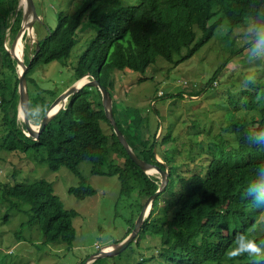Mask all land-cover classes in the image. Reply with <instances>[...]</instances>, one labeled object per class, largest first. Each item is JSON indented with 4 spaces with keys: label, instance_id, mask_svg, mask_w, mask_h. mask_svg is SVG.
Wrapping results in <instances>:
<instances>
[{
    "label": "trees",
    "instance_id": "1",
    "mask_svg": "<svg viewBox=\"0 0 264 264\" xmlns=\"http://www.w3.org/2000/svg\"><path fill=\"white\" fill-rule=\"evenodd\" d=\"M19 3L0 0V152L43 150L38 159L46 160L52 170L66 167L80 177V184L71 186L69 192L81 199L97 193L79 168L81 162L90 161L93 174L118 177L120 197H133L139 215L146 199L158 190L160 179L131 158L106 115L97 86L85 85L73 93L66 108L52 118L38 139L27 135L26 124L19 119L17 60L7 42L8 28L12 25L14 44L21 26L22 9L10 21ZM85 16L96 36L79 56L74 76L79 79L90 72L113 97L121 72H145L159 56L178 65L192 57L224 20L233 29L249 21L253 26L249 45L257 42L264 31V0H71L68 9L59 11L57 26L40 40L26 72L32 120L40 121L59 96L55 90L37 87L33 77L36 67L70 57ZM198 31H203L204 39L195 42ZM183 48L187 52L175 60ZM257 70L258 76L246 80L249 87L232 95L235 112L225 118L224 110L225 125L207 137H201L207 129L203 120L212 118L215 111L193 113L184 135L183 129L176 130L180 117L171 119L169 125L157 120L154 126L152 120L151 131V120L140 106L130 104L127 97L113 99L114 117L129 144L140 158L164 168L168 164L169 184L154 201L126 251L98 258L92 264H121L119 256L133 259V264H147L150 256L145 254L143 261L136 258L146 249L152 250L148 264H264V232L253 233L264 212V67ZM218 73L216 70L209 82L213 84ZM190 93L198 95L200 91ZM184 94L172 95L183 98ZM243 109L256 111L240 115ZM154 111L159 115L157 108ZM104 123L110 127L108 131ZM0 203L6 207L0 222L9 220L14 210L29 206L30 217L20 228L37 225L43 232L41 244H63L66 248L76 240L74 220L79 212L65 207L47 179L0 183ZM137 215L127 219L132 226L125 236L135 227ZM151 239L152 247L141 246L142 240L148 243ZM249 243H255L258 251L249 250ZM234 251L240 254L234 256ZM14 257L0 251V264H24Z\"/></svg>",
    "mask_w": 264,
    "mask_h": 264
},
{
    "label": "rangeland",
    "instance_id": "2",
    "mask_svg": "<svg viewBox=\"0 0 264 264\" xmlns=\"http://www.w3.org/2000/svg\"><path fill=\"white\" fill-rule=\"evenodd\" d=\"M19 4V7H22L23 20L25 5L21 2ZM33 4L31 18L35 34L28 32L25 35L26 62H29L30 57L35 54L37 41L42 40L57 26L59 11L68 9L71 0H33ZM14 17L15 15L11 16L10 21H13ZM85 18L86 16L77 32L78 41L70 57L36 67L33 77L39 89H52L61 95L77 80L74 76V66L77 65L79 56L86 50L89 41L96 36L95 28L91 27V20L88 17ZM215 20L216 18L212 22ZM251 31H253V26L249 21L246 26L233 29L229 22L224 20L216 28L214 35L208 38L192 57L178 65L159 56L145 72L131 70V72H121L117 77L113 99L122 100L127 97L130 104L140 106L141 110H144V116L147 115L151 120V131L153 130L152 120L154 126L157 120L169 125L171 119L180 117L176 130L183 129L184 135L186 126L191 123L190 118L193 113L215 111L212 118L203 120V123L207 124V129L201 137H207L209 132L215 133L225 125L224 110L227 111L225 118L229 112H235L234 107L231 106L232 95H237L243 88L249 87L246 83L247 78H255L260 74L258 67H264V31L262 30L260 37L256 38L257 42L249 45L252 40L249 35ZM7 38L8 47L13 48L11 32H8ZM202 39H204L203 31H198L195 42ZM186 52L187 48H183L174 59H180ZM216 70H219L218 77L212 84L209 81ZM119 72V70L116 71V76ZM86 79L90 80V78ZM30 88L33 93L32 87ZM164 91L165 95H159ZM196 91L200 93L198 95L190 93ZM180 92L185 93L183 98L173 97L172 94ZM91 93L95 94L96 91H91ZM153 99L155 100L154 107L152 106ZM261 105L262 103L259 102V106ZM154 108H157L159 115L155 113ZM255 111L243 109L239 114L248 113L249 115L254 114ZM19 119L20 122L24 121L21 115ZM32 124L37 128L40 122L32 120ZM104 128L106 131L110 129L107 123H104ZM159 129L160 126L156 134H160ZM167 148L169 147L166 146ZM42 153L41 149H31L27 152L1 150L0 183L11 185L42 178L51 181L65 207L74 208L79 212L74 220L77 228L76 240L71 247L66 245V248L63 244H41L43 232L37 225L26 224L24 230L20 228L21 222L27 221L30 217L29 206H23L21 211L14 210L9 220L0 222L3 223L0 225L1 253L12 254L13 257L15 256V261L24 264H80L83 258L96 253L104 245L123 240L131 234L130 231L125 236L126 231L132 226L127 219L135 217L139 210L137 202L133 203V197H120V181L117 176L93 174L91 172L92 163L90 161L81 162L80 170L88 182L97 189V193L93 196L81 199L69 192L71 186L80 184V177L66 167L58 171L52 170L46 160L38 159ZM157 156L161 160V155ZM157 175L160 174L156 173ZM5 210L6 207L0 203V215H3ZM151 210L145 218L150 215ZM18 230L20 236H17ZM263 232L264 212L253 230L255 235H261ZM138 234L132 242L136 240ZM141 246L143 248L152 247V239L148 243L142 240ZM145 254L150 256L148 264L152 257V250L146 249L141 254H136V258L143 261ZM118 260L121 264L134 263L133 259L126 260L122 256H119ZM92 262L94 261L89 264Z\"/></svg>",
    "mask_w": 264,
    "mask_h": 264
},
{
    "label": "water",
    "instance_id": "3",
    "mask_svg": "<svg viewBox=\"0 0 264 264\" xmlns=\"http://www.w3.org/2000/svg\"><path fill=\"white\" fill-rule=\"evenodd\" d=\"M20 5V4H19ZM24 5H25V13L24 17L21 23V26L19 28V31L17 33V38L16 41L13 45V48H9L8 50L12 53L13 57L16 58L17 60V71H18V77H19V114L23 116V120L26 124V129L29 132L28 135L32 136L36 139L39 138L40 134L44 131V129L47 127L48 123L52 120V118L62 109L65 108V99L66 97H69L72 93L78 91L80 88H82L85 84L91 85V86H97L101 89L102 92V102L104 105V109L106 111V115L112 124L114 131L117 133L121 143L125 146L126 150L128 151L129 155L131 158L139 165L141 169L146 171L147 173H150L151 170L152 172L155 170L160 173V178H161V183L159 189L154 192L144 203L143 208L141 209L136 225L131 231V234L127 236V238L120 240L118 242H113L107 245H104L101 249H99L96 253L92 254L89 256V258L85 261L84 264H89L91 261H95L98 258L105 257V256H114L120 254L124 249H126L132 240L134 239L135 235L138 234V232L141 230L142 225L145 221V216L151 210L153 203L157 196L166 189V186L169 183V171L167 168H163L157 163L149 162L146 161L142 158H140L135 151L133 150L132 146L129 144L125 134L122 132L120 127L117 124V121L114 117L113 113V97L109 90L100 82L98 81L99 78L95 77L92 75L90 72H88L86 75L83 77H80L75 81V83L69 87L60 97L55 99L53 103L49 106L47 109L44 117L42 118L40 124H39V131H34V127L32 124V121L29 116V108H30V94H29V86H28V80L26 76L27 69L29 65L31 64V61L26 64L24 59H25V41L23 44V51H22V57L18 56V53L16 52L17 48V43L21 39H24V33L27 29H29L30 24H31V14L33 12L34 4L33 0H24ZM19 6L17 8L15 16H17L18 11H19ZM12 29V25L8 28V32L10 33ZM40 42L37 41V49H39ZM32 60V59H31ZM91 77V79H86ZM81 80H87V82L83 83V85L79 86L78 84L80 83ZM59 106L56 110L54 108L56 106ZM156 150V148H155Z\"/></svg>",
    "mask_w": 264,
    "mask_h": 264
},
{
    "label": "clouds",
    "instance_id": "4",
    "mask_svg": "<svg viewBox=\"0 0 264 264\" xmlns=\"http://www.w3.org/2000/svg\"><path fill=\"white\" fill-rule=\"evenodd\" d=\"M20 2L22 3V5L24 4V0H20ZM21 8H22V7H21ZM21 8H19V11H20ZM19 11H18V12H19ZM17 15H18V14H17ZM15 17H16V16H15ZM15 17H14V19H15ZM14 19H13V20H14ZM21 23H22V22H21ZM7 33H8V32H7ZM25 35H26V34L24 33V36H25ZM24 39H25V37H24ZM24 41H25V40H24ZM7 42H8V39H7ZM39 42H40V41H39ZM25 45H26V43H25ZM36 50H38L37 47H36V49H35V52H36ZM25 54H26V47H25ZM34 56H35V54H34L33 56L30 57L29 62L32 61L31 59H33ZM24 61H25V59H24ZM25 63H28V62L25 61ZM89 78L91 79V77H89ZM68 102H69V100L66 101L65 108H66ZM65 108H62V109H65ZM19 116H20V114H19ZM43 117H44V116H43ZM30 119H31V118H30ZM41 120H42V119H41ZM41 120H40L39 122H41ZM31 121H32V119H31ZM162 129H163V125H162V123H161V124H160V129H159V133H160V134H161V132H162ZM26 130H27V129H26ZM34 131H37V132H38V131H39V127L34 128ZM26 133H27V135H28V132H27V131H26ZM158 135H159V134H158ZM157 155H160V154H156V156H157ZM160 158H161V160H160V159L158 158V156H157V159H158L160 162H165L164 159L162 158V156H161ZM168 166H169V165L167 164V167H166L167 169H168ZM163 168H164V167H163ZM168 171H169V169H168ZM145 172H146V171H145ZM146 173H147V172H146ZM150 173H152V174H150ZM150 173H148V174H150V175H153V174L156 175V173H154V172H150ZM159 174H160V173H159ZM169 174H170V172H169ZM158 178L160 179V183H161L160 175H159ZM168 184H169V183H168ZM159 187H160V185H159ZM166 187H167V186H166ZM158 189H159V188H158ZM163 191H164V190H163ZM163 191H162V192H163ZM158 196H159V195H158ZM158 196H157V197H158ZM155 200H156V199H155ZM153 204H154V203H153ZM152 207H153V206H152ZM248 249L251 250V251H253V252L258 251V248H257V246H256L255 243H249V245H248ZM239 254H240L239 252H236V251L233 252V255H234V256H235V255H239Z\"/></svg>",
    "mask_w": 264,
    "mask_h": 264
},
{
    "label": "bare ground",
    "instance_id": "5",
    "mask_svg": "<svg viewBox=\"0 0 264 264\" xmlns=\"http://www.w3.org/2000/svg\"><path fill=\"white\" fill-rule=\"evenodd\" d=\"M31 17H32V14H31ZM28 32H30L29 34H31V33L33 34V33H34L33 26H32V18H31V24H30V27H29V29H27V30L25 31V34H27ZM34 34H35V33H34ZM24 37H25V36H24ZM23 44H24V40H23V39H21V40L18 41V43H17L16 52L18 53V56H19V57H22ZM98 81H99V79H98ZM85 82H87V80H81L80 83H79L78 85L81 86V85H83V83H85ZM74 83H75V82H74ZM85 85H88V84H85ZM85 85H84V86H85ZM84 86H83V87H84ZM83 87H82V88H83ZM98 88H99V87H98ZM68 89H69V88H68ZM80 89H81V88H80ZM80 89H79V90H80ZM79 90H78V91H79ZM99 90L101 91L100 88H99ZM65 91H66V90H65ZM65 91H64V92H65ZM64 92H63V93H64ZM76 92H77V91H76ZM63 93H62V94H63ZM74 93H75V92H74ZM62 94H61V95H62ZM72 94H73V93H72ZM72 94H71V95H72ZM101 94H102V92H101ZM61 95H59L58 97H60ZM71 95H70V96H71ZM70 96H69V97H70ZM58 97H57V98H58ZM69 97H66L65 102L68 101ZM57 98H56V99H57ZM58 107H59V106L57 105V106L54 108V110H56ZM151 172H152V170H151ZM153 172H154V173H159V172H157V171H155V170H154ZM157 176H158V175H157ZM158 177H159V176H158ZM168 179H169V176H168Z\"/></svg>",
    "mask_w": 264,
    "mask_h": 264
}]
</instances>
